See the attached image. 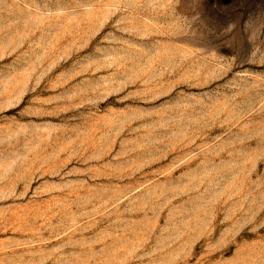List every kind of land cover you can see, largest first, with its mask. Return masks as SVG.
I'll return each mask as SVG.
<instances>
[{"label": "rangeland", "instance_id": "rangeland-1", "mask_svg": "<svg viewBox=\"0 0 264 264\" xmlns=\"http://www.w3.org/2000/svg\"><path fill=\"white\" fill-rule=\"evenodd\" d=\"M0 264H264V0H0Z\"/></svg>", "mask_w": 264, "mask_h": 264}]
</instances>
